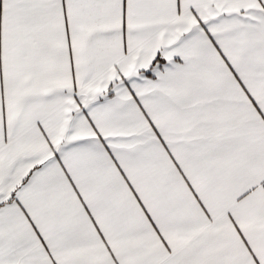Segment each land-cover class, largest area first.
Instances as JSON below:
<instances>
[{
	"label": "snow or ice",
	"instance_id": "snow-or-ice-1",
	"mask_svg": "<svg viewBox=\"0 0 264 264\" xmlns=\"http://www.w3.org/2000/svg\"><path fill=\"white\" fill-rule=\"evenodd\" d=\"M0 264H264V0H0Z\"/></svg>",
	"mask_w": 264,
	"mask_h": 264
}]
</instances>
